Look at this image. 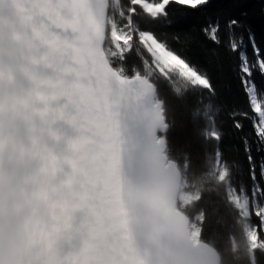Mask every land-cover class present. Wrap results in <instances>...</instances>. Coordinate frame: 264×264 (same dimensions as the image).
<instances>
[{"label": "snow or ice", "instance_id": "obj_1", "mask_svg": "<svg viewBox=\"0 0 264 264\" xmlns=\"http://www.w3.org/2000/svg\"><path fill=\"white\" fill-rule=\"evenodd\" d=\"M5 13L0 264H261L264 0H0ZM226 61L242 105L220 98ZM187 124L195 144L173 139Z\"/></svg>", "mask_w": 264, "mask_h": 264}, {"label": "trees", "instance_id": "obj_2", "mask_svg": "<svg viewBox=\"0 0 264 264\" xmlns=\"http://www.w3.org/2000/svg\"><path fill=\"white\" fill-rule=\"evenodd\" d=\"M254 25L256 26L257 32L259 33L261 30H264V19H261L259 17L255 18L253 20ZM198 21L196 19H192L188 24H185L183 26L173 27V28H166V29H160L162 33H164L170 40L177 38V33L181 31V28H188L192 27L194 25H197ZM260 38L259 35L257 37ZM174 47L176 45H173ZM141 58L143 59V54H140ZM132 61L130 60V63ZM258 83H261L259 80V77L257 79ZM221 100L224 103H227L229 105L233 104H243V97L238 94L236 91L235 83L231 81L230 74L228 72V62L226 61L223 67V75L221 78ZM228 85H231V88L228 87ZM249 130V126L246 125L245 131ZM197 127L187 124L185 127H178L173 133V139L177 143H184L188 140H192L195 144L196 142V134H197ZM225 149V155L230 156L234 160H240L241 162L244 161L243 152L236 151L237 148H239V141L234 137L230 132L225 136L224 139V145ZM231 148L232 151L229 152L228 149ZM243 175V174H242ZM261 264H264V258H261Z\"/></svg>", "mask_w": 264, "mask_h": 264}, {"label": "clouds", "instance_id": "obj_3", "mask_svg": "<svg viewBox=\"0 0 264 264\" xmlns=\"http://www.w3.org/2000/svg\"><path fill=\"white\" fill-rule=\"evenodd\" d=\"M0 21H2L4 24L8 23L7 13H5L4 16L0 18Z\"/></svg>", "mask_w": 264, "mask_h": 264}]
</instances>
